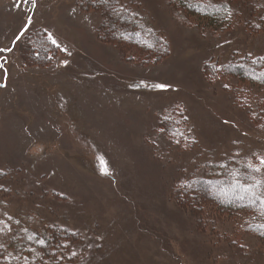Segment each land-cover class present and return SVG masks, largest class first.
I'll return each instance as SVG.
<instances>
[{
	"label": "rangeland",
	"instance_id": "374dc122",
	"mask_svg": "<svg viewBox=\"0 0 264 264\" xmlns=\"http://www.w3.org/2000/svg\"><path fill=\"white\" fill-rule=\"evenodd\" d=\"M85 1L17 8L0 0V48H12L0 53V219L17 230L72 233L79 264H264L263 241L236 220L178 206L174 191L207 164L247 157L258 165L264 155L252 113L262 90L204 71L264 56V36L179 15L166 0H125L168 48L162 61L143 65L139 50L122 56L98 39L102 12L85 10ZM132 29L117 20L112 31L127 40ZM34 38L57 49L48 63L34 64ZM171 125L186 139L158 131Z\"/></svg>",
	"mask_w": 264,
	"mask_h": 264
},
{
	"label": "trees",
	"instance_id": "16d2710c",
	"mask_svg": "<svg viewBox=\"0 0 264 264\" xmlns=\"http://www.w3.org/2000/svg\"><path fill=\"white\" fill-rule=\"evenodd\" d=\"M166 1L170 6L179 9V15L198 17L217 27L227 23V28H231L233 25L241 23L250 33L264 36V7H255L251 0ZM83 5H85V10L87 11L98 10L102 12L104 21L98 28V39L104 44H110L117 48L122 56L125 55L126 49L139 50L138 52H141L142 56L138 61L143 65L146 63H159L167 56L168 48L166 44L152 33L143 31L135 19L136 15L131 13L130 4L125 0H109L108 3H104L102 0H86ZM117 8H122V13L118 19H113L111 18L113 11ZM226 10L231 13L230 19L225 18ZM235 19L237 20L234 21ZM117 20L127 22L133 28L131 32H123L124 36H128L127 40L118 39L113 33L112 30ZM140 35L145 38L143 40L138 39L137 37ZM42 37H45L44 34ZM34 39L35 45L30 49L27 47L29 54H32V52L34 54L35 52V55L32 54V60L35 63H32L39 65L48 63L51 57L55 56L57 49L43 40V38ZM259 58L243 57L235 59L223 65L220 72L215 70L220 68L219 65L207 64L204 71L206 72L207 70V73L211 74L213 78L231 77L239 83L257 86L264 94V83L249 78V73L252 69H257L256 75H259V69L264 67V61H260ZM254 60L256 63H253ZM253 107V112L258 114L257 118H253L254 125L264 129V126H262L264 125V96L262 99L257 98ZM178 131L176 125H171L166 132L172 135L171 133H178ZM174 136L179 135L176 134ZM249 162L256 165L247 157L221 162L228 166L227 169L215 167L220 163L205 165L202 177L193 181L179 182L175 187L174 191L178 206L180 199V206H185L191 213L196 214L207 210L212 214L219 215V218L216 219L227 218L236 220L244 233L255 236L264 242V235L261 234L264 232V227H262L264 226V205H261L259 201L256 202L255 206L251 205L247 194L239 189H233L231 177L226 175L227 172L237 168L242 172L247 171L244 165ZM255 175L259 178V174ZM206 181L211 183H206ZM183 185L188 186L184 187ZM180 193L181 196H179ZM240 195L245 198L243 200L239 199ZM0 227H4V225H0ZM34 234L37 238H44L48 241L46 248H41L39 244L35 243V240L29 239ZM72 235V233L70 234L59 228L40 230L39 232L25 231L24 229L17 230L15 228L9 232L7 227H4V231L0 232V244L4 246L0 248V253L4 256L21 257L19 260H12L11 264H25L23 257L28 258L27 264H79L76 257H73L71 253L75 248L81 247V243L79 239ZM65 243L69 245L68 248L57 247V245ZM30 249H35V251Z\"/></svg>",
	"mask_w": 264,
	"mask_h": 264
},
{
	"label": "snow or ice",
	"instance_id": "6c2138e0",
	"mask_svg": "<svg viewBox=\"0 0 264 264\" xmlns=\"http://www.w3.org/2000/svg\"><path fill=\"white\" fill-rule=\"evenodd\" d=\"M102 2L104 3H108L109 0H102ZM32 5L33 7L36 6L37 4V0H16L15 2V7L19 8L21 7V5ZM231 13L230 11L226 10V19H230ZM32 25V17H29L27 22L25 23L24 27L22 29L19 30L18 34L15 37V40L12 42L13 43V47H15V45L24 37L25 33L29 30V28ZM257 27H259V25H257ZM46 31V37L47 39L53 44L55 45L57 48L60 47L59 43L57 42V40L55 39V37L52 35V33L47 32ZM64 51H67L66 49H63ZM5 51L11 52L12 48H0V53H3ZM251 55V54H249ZM260 61H264V56L259 58ZM67 63V62H65ZM253 63H256V61L254 60ZM223 65L220 66V68H216L215 70L217 72H220L222 69ZM243 67V66H241ZM0 68H3V65L0 64ZM257 69H252L251 72L249 73V78L253 79V80H258L260 83H264V67H261L259 69V75H256ZM6 85H0V87H4ZM153 88L158 89V90H167L170 86L167 84H154L152 85ZM223 87L225 89H230V85L228 84H224ZM181 115L183 119H188L186 116H183V112L181 111ZM258 114L253 112V118H257ZM164 119H167V117H165ZM225 123H227V121H225ZM264 126V125H262ZM158 131L163 134L167 131V129L163 126H161ZM172 135H176L179 134L181 136V138H185L183 133H171ZM180 141L177 140L176 143H179ZM194 142V141H193ZM235 143V142H234ZM236 155H239V153H236ZM253 156H257L256 153L252 154ZM258 159V166L257 165H253L251 162L247 163L244 165V167L247 169V171L242 172L239 168L233 170V171H229L226 173L227 176L231 177V186L233 187V189H239L241 192L246 193L251 205L255 206L256 202L259 201L261 205H264V155L261 156H257ZM216 168L219 169H227L228 166L220 163L217 164L215 166ZM103 173L105 175L109 174V170L105 164L104 168H103ZM3 173L0 172V175H2ZM255 174H259V178L257 175ZM206 183H211L210 181H206ZM184 187H187L188 185H183ZM245 197L243 195L239 196V199L243 200ZM8 220H12V217L8 216L7 217ZM16 224H19L20 221L16 220L15 221ZM0 225H4V227H7L8 231H12L11 225L7 224L6 221L4 220H0ZM4 227H0V232L4 231ZM264 227V226H262ZM25 231H27V229H25ZM262 235H264V232L261 233ZM29 239H33L35 240V243L39 244L41 246V248H46L48 245V241L44 238H37L35 236V234L31 237H29ZM4 246L2 244H0V248H3ZM57 247H63V248H68L69 245L68 244H61V245H57ZM31 251H35V249H30ZM72 256H76L77 252L73 251L71 253ZM21 259V257L19 256H4L2 253H0V264H11L12 260H19ZM25 264H27V257H23Z\"/></svg>",
	"mask_w": 264,
	"mask_h": 264
}]
</instances>
